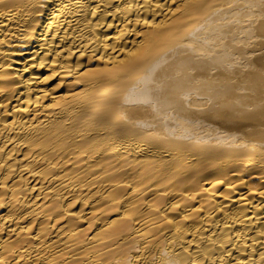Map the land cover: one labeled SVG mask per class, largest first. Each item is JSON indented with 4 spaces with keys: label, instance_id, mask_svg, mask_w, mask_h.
<instances>
[{
    "label": "bare ground",
    "instance_id": "1",
    "mask_svg": "<svg viewBox=\"0 0 264 264\" xmlns=\"http://www.w3.org/2000/svg\"><path fill=\"white\" fill-rule=\"evenodd\" d=\"M0 264H264V0H0Z\"/></svg>",
    "mask_w": 264,
    "mask_h": 264
}]
</instances>
